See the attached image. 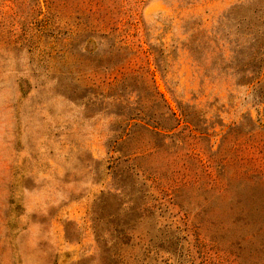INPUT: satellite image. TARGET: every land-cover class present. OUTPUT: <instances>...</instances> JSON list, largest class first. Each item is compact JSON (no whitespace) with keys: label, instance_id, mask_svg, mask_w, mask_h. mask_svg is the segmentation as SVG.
<instances>
[{"label":"rangeland","instance_id":"rangeland-1","mask_svg":"<svg viewBox=\"0 0 264 264\" xmlns=\"http://www.w3.org/2000/svg\"><path fill=\"white\" fill-rule=\"evenodd\" d=\"M251 196L264 0H0V264H250Z\"/></svg>","mask_w":264,"mask_h":264},{"label":"trees","instance_id":"trees-1","mask_svg":"<svg viewBox=\"0 0 264 264\" xmlns=\"http://www.w3.org/2000/svg\"><path fill=\"white\" fill-rule=\"evenodd\" d=\"M165 75L163 73L164 78ZM249 201L250 204L246 205V201L237 200L232 208L231 224L234 225L239 239H234L231 246L241 250V242L249 237L253 247L250 264H264V196L258 199L251 196Z\"/></svg>","mask_w":264,"mask_h":264}]
</instances>
